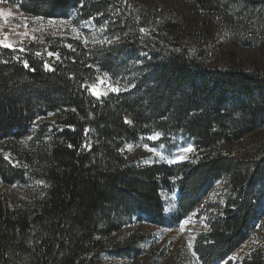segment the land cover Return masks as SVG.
<instances>
[{
	"label": "trees",
	"instance_id": "16d2710c",
	"mask_svg": "<svg viewBox=\"0 0 264 264\" xmlns=\"http://www.w3.org/2000/svg\"><path fill=\"white\" fill-rule=\"evenodd\" d=\"M0 1L99 32L92 43L46 34L15 45L23 51L0 48V183L42 184L22 208L0 194V264H107L108 252H140L139 235L135 245L111 243L128 225L172 228L193 212L205 224L191 244L200 264H264V242L230 259L264 215V137L254 136L250 159L219 148L264 132V64L210 67L197 24L136 0ZM182 1L240 46L264 51V0ZM100 76L119 92L81 88ZM153 134L186 136L193 158L126 163L123 146ZM220 180L227 194L207 201ZM162 191L176 193L169 215Z\"/></svg>",
	"mask_w": 264,
	"mask_h": 264
},
{
	"label": "rangeland",
	"instance_id": "374dc122",
	"mask_svg": "<svg viewBox=\"0 0 264 264\" xmlns=\"http://www.w3.org/2000/svg\"><path fill=\"white\" fill-rule=\"evenodd\" d=\"M140 4L150 7L153 10L163 8L171 17L180 23L197 24L200 29L198 33H204L209 39V44L205 49L203 60L210 67L224 66L227 62L244 68H250L255 64H264V51L251 46L242 47L238 42L225 35L223 26L216 25L213 21H208L205 17L197 18L190 11V6L182 0H136ZM0 9L11 11L12 18L7 23H0V39L7 37L8 42L14 45L23 41L38 39L46 34L53 36H70L79 38L85 43H92L99 38L98 30L94 29L90 23L75 25L71 20H40L29 15H24L18 11L16 6L0 1ZM200 21V24L198 22ZM194 52V50H190ZM195 53V52H194ZM102 82V83H101ZM95 85L101 95L114 92L112 88H118L116 83L107 76H100L90 86ZM115 93V92H114ZM99 96V97H100ZM96 97V96H95ZM54 117L50 114V119ZM264 137V132L248 135L236 146L222 143L219 148L229 154L236 155L241 159H250L252 152L250 149L254 136ZM153 140H139L133 144H126L122 148L123 156L128 164L146 166L152 163L170 164L174 159L184 161L192 159L194 152H183L182 147L192 146L186 136L180 134L173 135L170 140L161 141L160 134L150 135ZM149 137V136H148ZM156 144H152V143ZM147 145V147H145ZM193 147V146H192ZM145 148L159 151V155L151 154L147 158L135 157L136 149ZM194 149V148H193ZM183 156L184 159H180ZM39 182L30 183L25 186L14 185L5 186L0 183V194L4 197L7 205L15 208H22L32 195L40 192ZM227 183L225 180L218 181L208 193L206 200L215 201L223 198L227 194ZM162 197L166 214H171L175 208L176 193L162 191ZM197 213L193 212L178 225L167 228L158 227L147 222L133 223L116 233L111 238L112 245L120 240L122 246L135 245L131 238L135 235L143 237L138 243L140 252H133L129 257L116 256L115 252H108L106 256L107 264H200L191 250V244L197 232L204 227V218H197ZM264 242V215L248 239L236 248L230 255L233 262L239 261L252 248ZM109 251H113L110 248ZM222 264V263H221Z\"/></svg>",
	"mask_w": 264,
	"mask_h": 264
},
{
	"label": "snow or ice",
	"instance_id": "6c2138e0",
	"mask_svg": "<svg viewBox=\"0 0 264 264\" xmlns=\"http://www.w3.org/2000/svg\"><path fill=\"white\" fill-rule=\"evenodd\" d=\"M9 18H12L11 11H5L3 9H0V23H7ZM141 31H143V29H141ZM0 48H8V49H10V50H12L14 52L15 51H23L24 50L23 48L17 49L13 43L8 42L7 37H5L4 39H0ZM49 55L51 56L53 54L49 53ZM56 55H57V59H59V55L58 54H56ZM17 59H19V58L17 57ZM23 66L25 68H29L30 67L29 64L27 63V61H23ZM44 67L46 69H48V70H52L50 68V65H48L47 63L44 65ZM81 88L86 90L87 92H89L92 96L99 97L101 95L99 89L95 85L89 86L87 84H82ZM112 91L118 93L119 89L114 87V88H112ZM148 139L149 140H153V139H155V137L149 136ZM145 147H147V145ZM151 150L154 151V149H151ZM180 150L183 151V152H190V151H193L194 149H193L192 146H187V147H182ZM157 155H159V153H157ZM180 159H184V157L181 156Z\"/></svg>",
	"mask_w": 264,
	"mask_h": 264
},
{
	"label": "bare ground",
	"instance_id": "6f19581e",
	"mask_svg": "<svg viewBox=\"0 0 264 264\" xmlns=\"http://www.w3.org/2000/svg\"><path fill=\"white\" fill-rule=\"evenodd\" d=\"M136 153L137 154L135 155V157L147 158L151 154H157V153H159V151L158 150L152 151V150H148V149H145V148H140V149H136ZM174 160H178V159H174Z\"/></svg>",
	"mask_w": 264,
	"mask_h": 264
},
{
	"label": "water",
	"instance_id": "95a60500",
	"mask_svg": "<svg viewBox=\"0 0 264 264\" xmlns=\"http://www.w3.org/2000/svg\"><path fill=\"white\" fill-rule=\"evenodd\" d=\"M179 160H174V161H171V165H175V164H178Z\"/></svg>",
	"mask_w": 264,
	"mask_h": 264
}]
</instances>
